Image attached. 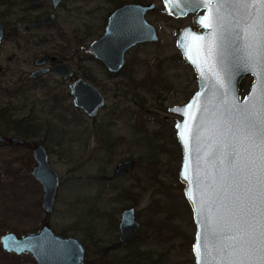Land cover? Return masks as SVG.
<instances>
[{
    "label": "rangeland",
    "instance_id": "374dc122",
    "mask_svg": "<svg viewBox=\"0 0 264 264\" xmlns=\"http://www.w3.org/2000/svg\"><path fill=\"white\" fill-rule=\"evenodd\" d=\"M141 1L156 3V11L147 18L159 31V40L129 51L126 66L116 76L86 59L83 50L102 33L103 17L114 7V0H80V9L71 12L69 21L67 13L61 14V32L56 27L23 34L21 25L15 23L19 13L2 17L7 27L15 26L18 38H9L0 47V68L9 69L0 77L4 90L0 107L13 109L16 118L32 119L38 132L27 137L17 133L11 122H0V133L42 144L60 185L52 212L45 214L42 187L31 174L32 148L0 143V236L6 232L21 236L47 223L55 233L83 243L85 264H130L125 256L137 250L145 255L144 264H194L195 225L178 179L181 149L174 125L180 117L168 111L197 90L193 69L175 45L176 34H171L191 20L166 14L161 0ZM21 7L17 1L11 8ZM41 38L45 40L37 42ZM61 48L63 55L77 50L73 61L83 59L82 74H78L105 96V106L95 119L73 106L68 80L56 83L51 76L27 85L33 59ZM23 86L28 89L19 90ZM247 90L245 82L242 93ZM127 157L135 160L134 168L112 179L116 163ZM126 188L131 197L125 196ZM127 206L136 209L137 238L126 248L105 256L98 253L97 247L115 239L116 223ZM0 264L36 263L29 255L9 254L0 246Z\"/></svg>",
    "mask_w": 264,
    "mask_h": 264
},
{
    "label": "water",
    "instance_id": "95a60500",
    "mask_svg": "<svg viewBox=\"0 0 264 264\" xmlns=\"http://www.w3.org/2000/svg\"><path fill=\"white\" fill-rule=\"evenodd\" d=\"M37 1V0H34ZM166 13L175 18L185 17L189 13L201 12L194 15L191 24L184 26L177 34L176 47L182 59L187 62L197 79V90L183 104L173 105L168 108L170 113L176 114L174 125L177 143L181 149V163L178 169V179L184 185V196L192 212L195 225L192 254L194 264H205L214 255L211 243V255H204L203 234L209 216L218 217L217 196L222 195L224 180L231 176L230 153L232 152V137L225 132L223 121L228 117V109L236 103L247 104L248 98L253 93L254 86L259 87L260 70L246 69L243 64L235 66L233 60L244 55V50L228 48L223 58L217 47L218 32L210 23L216 9V3L201 4L197 0H162ZM154 4H125L114 10L108 17L103 35L92 40L86 51L94 54L109 71L117 72L125 61V53L143 42L158 40L155 27L144 18L148 10H153ZM244 15V13H240ZM52 16L38 23L50 22ZM203 21V23H198ZM208 24V27L204 25ZM195 27L200 28L196 30ZM174 33V32H172ZM5 37L3 25L0 23V41ZM47 57L36 61L42 65ZM47 68L34 71L30 77L36 78ZM53 72L62 76L71 74L68 65H57ZM247 74H252L254 79L248 93L241 99L239 82ZM229 75L231 80L229 82ZM72 103L80 108L88 117H95L98 110L105 104V97L99 89L83 79H77L69 86ZM227 93V95H222ZM192 105L188 107V105ZM182 128L178 129L177 124ZM183 133L181 136L180 133ZM7 138L0 134V142ZM23 144L19 138H10ZM35 162L31 174L42 187L43 195L41 208L45 214L52 212L54 199L60 185L57 171L51 167L48 153L42 144H37L32 149ZM132 159H125L117 164L113 173L118 177L133 167ZM224 178V179H222ZM214 201H216L214 203ZM222 211V210H221ZM139 224L135 219L134 209L129 208L122 213L120 221V242L127 241L137 230ZM198 237L201 239L198 241ZM3 249L16 254H29L36 264H83L85 248L73 236H62L44 224L36 231L19 236L15 233H5L0 237ZM201 247L194 251V245Z\"/></svg>",
    "mask_w": 264,
    "mask_h": 264
},
{
    "label": "snow or ice",
    "instance_id": "6c2138e0",
    "mask_svg": "<svg viewBox=\"0 0 264 264\" xmlns=\"http://www.w3.org/2000/svg\"><path fill=\"white\" fill-rule=\"evenodd\" d=\"M197 2L217 5L210 23L218 32L221 57L229 47L240 50L242 43L244 55L233 64L260 70L259 87L254 86L249 102L234 104L236 111L229 108L223 121L225 132L234 141L229 162L232 171L224 180L222 195L217 196L220 215L209 216L205 224L204 255H211L210 243L215 253L205 264H264V0ZM228 79L230 82V75ZM177 128L182 125L178 123ZM200 247L197 243L194 251Z\"/></svg>",
    "mask_w": 264,
    "mask_h": 264
},
{
    "label": "flooded vegetation",
    "instance_id": "af4514ba",
    "mask_svg": "<svg viewBox=\"0 0 264 264\" xmlns=\"http://www.w3.org/2000/svg\"><path fill=\"white\" fill-rule=\"evenodd\" d=\"M17 1H20V0H0V8H3L2 11H0V23L3 25V32L5 33V37H3L0 41V47L2 46V44L8 40L9 38H18V34L16 32V28L15 26H11L10 28L7 27L4 22L2 21V17H5L7 15H14V14H20V18H18V21L15 22L17 24H20L21 25V29L23 31V34H27L28 31H31V29H45V30H48V29H55L57 27V31L61 32L63 29L60 25V22H59V18L61 16L62 13H67V16H68V21H69V16L71 15V12L72 11H77L80 9V6H77V2H78V5H80V0H37V1H34V0H26V1H20V3H22V7L19 8V9H15V8H11ZM73 3V6H71ZM114 7H112L111 11H109L106 15V17L104 16L103 17V20H104V28L107 24V20H108V17L110 16V14L120 8L121 6L125 5V4H142V5H147L149 3H153L154 4V9L153 10H148L145 14H144V18L150 22L154 27L155 25L148 20L147 18V15L149 13H153L156 11L157 9V6H156V3L152 2V1H149V2H143L141 0H134L132 2H125L123 0H114ZM161 3H162V0H161ZM163 5V3H162ZM164 7V5H163ZM165 7H164V11H165ZM29 13V14H28ZM166 13V11H165ZM201 12H195V13H189L187 14L185 17H189L190 20L192 21V18L194 15H197V14H200ZM168 14V13H166ZM170 15V14H168ZM49 16H52V20L50 22H44V23H38V22H41L45 19H48ZM171 16V15H170ZM173 17V16H172ZM175 18V17H173ZM181 18H184V17H181ZM63 21V20H62ZM191 24V23H190ZM189 25V24H187ZM186 26V25H185ZM184 27V26H183ZM182 27V28H183ZM104 28H103V31L102 33L95 39H98L100 38L103 33H104ZM181 28V29H182ZM180 29V30H181ZM196 30H200V28L198 27H195ZM155 30L157 32V35H158V40H159V31L157 30V28L155 27ZM179 30V31H180ZM178 31V32H179ZM174 32V33H172ZM178 32L176 33L175 30H172L171 31V34L175 35L176 34V37H177V34ZM59 36L62 37V34L61 33H58ZM31 37L33 38V40H36L37 37L33 34H31ZM35 38V39H34ZM93 39V40H95ZM32 40V39H31ZM45 40L44 38H41V39H38V41H43ZM157 40V41H158ZM157 41H154V42H157ZM91 43V41H90ZM89 43V44H90ZM146 43H151V42H143V43H138L137 45L133 46L132 48H130L126 53H125V61H124V64L122 66V68L120 70H118L117 72H112V71H109L107 69V67L99 60L97 59L94 54H91V53H88L86 51L87 47L89 46V44L87 46L84 47V52L87 54L86 55V59H92L94 61H96L98 64H100L102 66V68L106 71L107 74H109L110 76H116L117 74H119L123 68L126 66L127 64V54L129 51H131L133 48L137 47V46H140L142 44H146ZM175 43H176V39H175ZM29 44L31 45V41L29 40ZM176 45V44H175ZM23 52V51H22ZM25 52V51H24ZM63 52H64V48H61L59 50L56 51V53H44L42 55H38L36 56L33 61H32V64H33V68L28 72L27 74V77H28V83L27 85H29V81L34 83V82H43L45 79H47L48 77L50 78L51 76L54 77V81L56 83H63V82H66L68 80V84H67V88H68V91H69V94H70V84L72 82H74L75 80L77 79H83L85 80L86 82H88L86 80V77H83L82 75H79L78 73H81L82 74V69H83V66L81 64V62L83 61L82 58L79 57L78 61L74 62L73 61V57L76 56V53H77V50L76 49H73L71 51H69L68 53H66V55H63ZM13 58L16 56L15 54L12 55ZM44 57H47L46 58V61L42 64V65H37L36 64V61L40 58H44ZM57 65H68L70 70H71V74H66L65 76H62L61 73H56V72H53L52 71V68L57 66ZM47 68V70L45 72H43L42 74H40L39 76H37L36 78H32L30 77V75L36 71V70H40V69H45ZM5 69V70H4ZM6 70H9L8 68H0V77L1 75L4 74V72H6ZM254 77L252 74H247L246 76H244L240 82H239V94H240V97L241 99L244 98V96L248 93L249 89H250V85L253 81ZM197 80V79H196ZM247 82L248 83V90L245 94H243V89H244V83ZM90 83V82H89ZM91 84V83H90ZM20 85V84H19ZM42 86L45 85V84H41ZM93 85V84H92ZM94 86V85H93ZM96 87V86H94ZM97 88V87H96ZM28 89L26 86L22 87L21 89L19 90H26ZM98 89V88H97ZM18 90V89H17ZM4 91L2 88H0V93ZM100 91V90H99ZM101 93V91H100ZM102 94V93H101ZM10 95V94H8ZM71 95V94H70ZM103 95V94H102ZM72 96V95H71ZM104 96V95H103ZM105 97V96H104ZM105 103H106V99H105ZM73 104V103H72ZM74 106V105H73ZM105 106V104L98 110V113L99 111ZM75 107V106H74ZM77 108V107H75ZM79 110H81L80 108H78ZM7 110V111H5ZM13 109L11 108H8V107H0V122H4V123H12L14 125V123L12 122L14 120V118H16L15 114L12 112ZM82 111V110H81ZM83 112V111H82ZM84 113V112H83ZM97 113V115H98ZM85 114V113H84ZM11 115V117L9 118V116ZM86 115V114H85ZM96 115V116H97ZM4 116V117H3ZM87 116V115H86ZM95 117H88L90 119H95ZM23 118V117H22ZM20 118V119H22ZM17 119V118H16ZM16 128H14L15 130ZM1 134V133H0ZM3 135V134H2ZM7 138V141L5 142H0L2 144H8V145H19V146H27V147H31L33 149V147L37 144H35L34 142H32L31 145H29V140L27 139H24L20 136H17V135H10V136H6V135H3ZM19 138L21 140L24 141L23 144H19L17 143L16 141H9L10 138ZM29 137V136H27ZM46 149V148H45ZM47 151V150H46ZM48 153V152H47ZM125 159H132L130 157H127V158H124L120 161H118L116 163V165L114 166V169H113V172H112V179H117V178H121L122 176H124L125 174H127L128 172H130L134 166H135V160H133V167L127 171V172H124L123 174H121L120 176L118 177H114L113 176V173L116 169V166L118 163H120L121 161L125 160ZM105 178V177H104ZM110 177H106V179H108ZM124 192H127L125 194V196H129L131 197V195H127L129 194V189L126 188L125 190H123ZM134 195V194H132ZM124 196V195H123ZM139 196V194L137 193V197ZM133 198V197H132ZM129 208H133L134 209V214H135V219L136 221L138 222L139 226L137 228V230L135 231V233L127 240V241H124V242H120L119 240V236H120V221H121V218H122V213L129 209ZM50 214V213H49ZM47 221V220H46ZM44 224H47V223H44ZM49 225V224H48ZM116 230H115V239L109 243L108 245H106L105 247H97V252L98 253H101L102 255H107L109 254L110 251H113V250H117V249H120V248H126L128 247V245L133 242L136 238H137V234H138V231H139V228H140V222L137 220V215H136V209L134 206H127L125 208H123L120 212V218H119V221L116 223ZM6 233H9V232H6ZM13 233V232H12ZM29 233V232H27ZM25 233V234H27ZM5 234V233H4ZM24 234V235H25ZM3 235V234H2ZM1 235V236H2ZM17 235V234H16ZM61 235V234H60ZM0 236V237H1ZM22 236V235H21ZM63 236V235H62ZM74 237V236H73ZM142 240H140L141 242ZM81 242V241H80ZM82 243V242H81ZM83 244V243H82ZM0 246H1V243H0ZM84 246V245H83ZM2 248V246H1ZM85 248V246H84ZM3 249V248H2ZM4 251H6L5 249H3ZM139 251V250H137ZM7 253L9 254H13V255H24V254H16V253H13V252H8L6 251ZM137 252H134V251H130L128 252L127 254H136ZM25 255H29V254H25ZM30 256V255H29ZM31 257V256H30ZM32 258V257H31ZM85 258H86V249H85ZM33 259V258H32ZM34 260V259H33ZM35 261V260H34ZM36 263V262H35ZM83 264H85V259H84V262Z\"/></svg>",
    "mask_w": 264,
    "mask_h": 264
},
{
    "label": "trees",
    "instance_id": "16d2710c",
    "mask_svg": "<svg viewBox=\"0 0 264 264\" xmlns=\"http://www.w3.org/2000/svg\"><path fill=\"white\" fill-rule=\"evenodd\" d=\"M15 1V0H14ZM20 1H26V0H20ZM7 111V110H5ZM1 116V115H0ZM4 117V116H3ZM11 115L9 116V118ZM14 123V128H16L17 133H22L24 136H34L38 132V127L36 129L34 122L32 119H28L27 117L20 118H14L12 121ZM32 142H29V145H31ZM142 252H137L136 254H127L125 256V260L128 258L131 260L130 264H144L145 261V255H142ZM105 256V255H104Z\"/></svg>",
    "mask_w": 264,
    "mask_h": 264
}]
</instances>
